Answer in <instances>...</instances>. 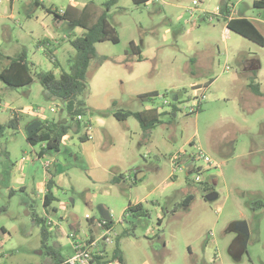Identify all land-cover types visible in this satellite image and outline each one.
Returning <instances> with one entry per match:
<instances>
[{
    "label": "rangeland",
    "instance_id": "rangeland-1",
    "mask_svg": "<svg viewBox=\"0 0 264 264\" xmlns=\"http://www.w3.org/2000/svg\"><path fill=\"white\" fill-rule=\"evenodd\" d=\"M89 1L0 0V70L9 58L25 56L34 78L23 87L0 80V264H52L48 247L71 256L72 232L82 242H102L100 205L110 211L113 241L101 243L106 257L94 264L118 263V239L122 264H264V47L232 31L228 37L221 17L201 20L202 9L213 12L230 2L234 16L251 19L264 34V7L255 6L256 0H199L191 13L194 0H118L109 20L120 40L96 44L98 58L81 96L87 116H95L96 150L89 153L81 144L83 129L65 135L59 152L39 158L42 144L28 142V126L69 120L65 103L47 95L39 74L69 71L76 57L71 40L84 33L58 21L53 11ZM93 1L103 8V0ZM102 56L107 60L100 65ZM258 82L259 93L250 86ZM149 91L158 95L146 97ZM201 91L200 109L191 112ZM149 107L157 108L160 119L149 136L135 117H114L117 109ZM198 147L219 166L207 168L197 158ZM177 153L195 156L194 171L174 172L170 159ZM200 166L202 181L196 182ZM49 174L56 200L46 208L37 188ZM211 192L218 196L208 199ZM138 203L147 216L125 212ZM35 216L55 223L48 247ZM241 221L250 231L246 245L236 229Z\"/></svg>",
    "mask_w": 264,
    "mask_h": 264
},
{
    "label": "trees",
    "instance_id": "trees-1",
    "mask_svg": "<svg viewBox=\"0 0 264 264\" xmlns=\"http://www.w3.org/2000/svg\"><path fill=\"white\" fill-rule=\"evenodd\" d=\"M117 1L118 0H103V8H99L95 5L93 0H90L83 7L70 5L61 12L58 10L53 11L52 9H48V11H53L55 13V17L58 21H69L76 26L83 28L84 33L71 40V45L76 51V57L71 63L69 71L62 69L59 75H57L54 71L39 74V80L47 95L51 98H58L62 100L65 103L66 111L69 116V120L62 122L45 120L35 133L27 135L28 142L33 146L45 143V147H41V151L39 152L40 157L47 152H59L62 138L70 131L80 133L84 129L85 133L80 135V140L85 141L89 139L88 125L86 124L87 122H85L84 119L78 120L77 118L81 115L84 118L88 111L85 101L81 99V96L88 90V70L90 65L93 60L98 58L96 44L106 41L118 43L120 40L116 27H114L109 20V11L117 3ZM134 1L136 3H146L149 0ZM226 3L227 2L221 6V18L225 19L227 27L232 32L264 47V34L260 31L256 24L247 17H230L229 11L226 9ZM36 4L40 5V2L36 1ZM254 5L257 7H264V0H256ZM206 18L207 17L205 16L204 20H206ZM44 44L47 45L48 40H45ZM130 47L132 52L138 56V60H143L141 48L134 42H131ZM45 52L52 58L56 67H59L60 62L54 58L53 50L48 49ZM105 60H107L106 56L100 57L98 64L101 65ZM33 79L31 65L26 60L25 56L9 58L8 64L0 70V80L10 87L26 86L32 83ZM259 85V83L250 84L251 88L258 93L260 92ZM157 95V92L145 94L146 97L151 99ZM199 109L200 104L196 107L194 112H198ZM131 116L135 117L140 122L145 136H149L151 130L160 121L159 112L155 107L145 109V111L117 109L114 112V117L119 121H125ZM18 123V117L16 116L13 124L18 125ZM3 130L4 125L0 122V137ZM48 177L47 192L43 202L46 208H49L53 201L56 200L53 193V188L56 184L54 174H50ZM118 180H120V177H114V181ZM192 199L193 196L189 195L186 198V203H189ZM127 211L136 217L148 215V212L145 210L142 203L130 204L125 212ZM47 220V217H34V222L41 225L43 246L45 247H48L46 245V241L50 235L49 227L55 224H48ZM160 222L161 221H159V223ZM90 223L92 224L93 221L91 220ZM112 223L113 221L111 219L106 222V226H112ZM47 251L51 255L52 264H60L64 260V257L56 248L48 247ZM119 253L120 247L118 239L116 241L113 258L117 259L120 261V264H122V258L119 257Z\"/></svg>",
    "mask_w": 264,
    "mask_h": 264
},
{
    "label": "built area",
    "instance_id": "built-area-1",
    "mask_svg": "<svg viewBox=\"0 0 264 264\" xmlns=\"http://www.w3.org/2000/svg\"><path fill=\"white\" fill-rule=\"evenodd\" d=\"M199 5H200L199 0H194L193 6L188 7V10L191 13H193L195 10L198 9ZM226 9L229 11L230 17H233L234 16V4L227 2L226 3ZM221 10H222L221 6H217V8L213 12L202 9L203 13L205 14L204 17L206 16L207 18L209 17V19H213V20H214V16H215V18L222 17ZM204 17L201 20H204ZM228 31H229V28L227 29V32ZM228 68L229 67L227 66L225 68V70H227ZM201 93H200L201 96L199 95L200 96L199 101L196 102L194 105H192V107L190 108L191 112H194L196 107L204 100L205 93L202 91H201ZM165 102L168 103V101H165ZM77 118H78V120L84 119L82 117V115L78 116ZM86 124L88 125L89 138H91L92 137L90 135L91 134L90 133L91 125L88 123H86ZM42 147H45V143L42 145ZM183 154L184 153H177V154H173L171 156L170 161H171V164L173 166L174 172L177 170H185L186 171L189 168L188 166L185 167L183 162H182V155ZM37 156L39 158H41L39 153H37ZM197 158L203 159L207 168L219 166V164L215 160H213L211 156L206 154L202 150L201 147L197 148ZM194 165H195V156L192 155V164L190 165L191 172L194 171V169H193ZM50 166H51L50 163H45V167L47 170H48V168H50ZM196 169H197L198 173L195 175L194 180L196 182H201L202 181L201 172H202L203 168L200 166ZM107 221L108 220L102 219L100 222V225L102 226V228L105 229L103 236L101 238L102 242H98V240H96L94 238H91L89 240L82 242L76 237V234L74 232L70 233L69 236L71 237V246H72L73 254L71 256L64 258V260L60 264H94L97 261V259L98 260L104 259L106 257V254L101 249L100 245L102 243L104 246H106L113 241V237H112L113 226L107 227L106 226ZM47 223L52 224V223H54V221L51 217L48 216Z\"/></svg>",
    "mask_w": 264,
    "mask_h": 264
},
{
    "label": "crops",
    "instance_id": "crops-1",
    "mask_svg": "<svg viewBox=\"0 0 264 264\" xmlns=\"http://www.w3.org/2000/svg\"><path fill=\"white\" fill-rule=\"evenodd\" d=\"M236 16V15H235ZM236 17H238V16H236ZM223 28H224V30H226V32H227V29H228V27H227V22L225 21V24H224V26H223ZM230 29H229V31L227 32V35H228V37L230 36ZM253 68V67H252ZM258 69V68H257ZM259 84H260V82H258ZM193 88L194 87H197V83H193ZM150 92H156V91H149V92H147V93H150ZM175 96H177L178 97V99H179V95L178 94H175L174 95V97ZM150 108H152V107H149V108H147V109H150ZM94 120H95V116H93V117H88L87 115L84 117V121L85 122H87L88 124H90L91 125V130H90V135L92 136L91 138H89L88 140H85V141H81V144H83V145H87V150H89V153L91 152V150L94 152V150H96L95 149V147H96V145H95V141H92V140H94V138H93V128H94ZM44 144V143H43ZM42 144V145H43ZM42 147V146H41ZM85 150V149H84ZM93 158H94V160H93V162H95L96 161V159H95V156H93ZM182 162H183V164H184V166L185 167H189L186 171L188 172V173H190L191 172V167H190V165L192 164V155L190 154V153H184L183 155H182ZM50 175V174H49ZM117 177V176H116ZM49 177L48 176H46L45 178H44V180L42 181V182H40L39 183V185H38V188H37V190H39L38 192H37V196H40V197H42V199H43V202H44V198H45V194H46V192H47V179H48Z\"/></svg>",
    "mask_w": 264,
    "mask_h": 264
},
{
    "label": "water",
    "instance_id": "water-1",
    "mask_svg": "<svg viewBox=\"0 0 264 264\" xmlns=\"http://www.w3.org/2000/svg\"><path fill=\"white\" fill-rule=\"evenodd\" d=\"M62 21V20H61ZM174 100L177 101L178 97L175 96ZM42 122L39 120L34 121L33 123H31L28 128H27V135H32L33 133H35L38 128L41 126ZM218 196V194L216 192H211L207 195V198L212 200L215 199ZM99 213L102 219L105 220H111V215H110V211L106 206L100 205L99 206ZM236 229L243 235L244 237V245L247 244V239L249 237L250 231L248 228V225L245 221H241V222H237L236 224ZM3 234V233H2ZM117 264H120V261H118Z\"/></svg>",
    "mask_w": 264,
    "mask_h": 264
}]
</instances>
